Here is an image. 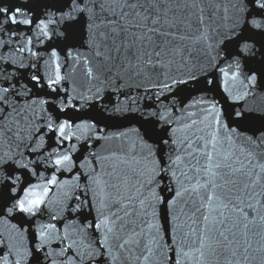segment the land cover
<instances>
[{"label": "water", "instance_id": "water-1", "mask_svg": "<svg viewBox=\"0 0 264 264\" xmlns=\"http://www.w3.org/2000/svg\"><path fill=\"white\" fill-rule=\"evenodd\" d=\"M0 264H264V0H0Z\"/></svg>", "mask_w": 264, "mask_h": 264}]
</instances>
